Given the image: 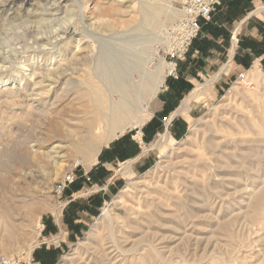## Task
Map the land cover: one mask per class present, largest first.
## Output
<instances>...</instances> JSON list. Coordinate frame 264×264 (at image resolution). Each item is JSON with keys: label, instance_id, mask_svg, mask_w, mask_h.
I'll use <instances>...</instances> for the list:
<instances>
[{"label": "rangeland", "instance_id": "obj_1", "mask_svg": "<svg viewBox=\"0 0 264 264\" xmlns=\"http://www.w3.org/2000/svg\"><path fill=\"white\" fill-rule=\"evenodd\" d=\"M5 1L12 3L3 6ZM180 2L0 0V67L5 68L0 71V256L25 264L36 246L60 248L62 233L42 238L46 217L58 218L64 208L63 194L57 197L53 186L75 165L89 163L75 146L84 150L95 144L99 150L111 140L106 141L108 127L76 80L93 79L92 60L100 53H120L137 40V33L122 34L137 25L141 8L159 9V26L139 31L156 53L148 69L154 71L159 60L167 65L160 44L180 17ZM246 9L227 26V40L220 41L219 78L208 74L192 86L189 95L197 87L195 94L201 95L189 103L193 112L185 136L173 140L164 126L155 139L162 145L154 141L145 147L156 156L150 170L133 176L127 166H118L124 187L55 264H264V67L245 69L246 86L238 80L243 72L229 59L240 36H251L241 22L255 3ZM172 10L177 16L166 20ZM257 18L253 14L250 21ZM76 44L81 52L74 64ZM52 62L68 70L48 82L42 78ZM126 65L133 67L134 82L143 83L146 71L140 64L131 59ZM16 70H23V81L12 74ZM125 83L132 86L127 78ZM140 84H134L136 91ZM148 94L143 103L151 115L156 96ZM125 132L139 139L138 129ZM257 194L262 207L250 215Z\"/></svg>", "mask_w": 264, "mask_h": 264}, {"label": "crops", "instance_id": "obj_2", "mask_svg": "<svg viewBox=\"0 0 264 264\" xmlns=\"http://www.w3.org/2000/svg\"><path fill=\"white\" fill-rule=\"evenodd\" d=\"M218 1L211 20L207 23L200 21L199 35L192 41L185 59L178 62L176 76L165 78L155 95L149 119L140 128H134L139 130V139L124 132L102 146L93 162L74 168L75 180L62 195L65 203L61 216L46 217L41 227L42 238L62 233L60 248L36 246L25 264H55L63 249L84 234L99 211L124 187L125 178L117 175L118 166H127L133 176L150 170L156 156L147 152L145 147L155 141L164 126H169L173 140L185 136L193 108L189 105L187 116L177 111L197 78L208 74H215V80L219 78L223 67L219 51L223 45L220 41L227 40V26L240 16L243 18L246 8L252 3H255V9L241 22L245 23L246 30H250L251 36H240L238 50L233 47L229 59L243 73L255 64L264 67V0ZM254 13L261 19L250 21ZM232 41L234 46L235 36Z\"/></svg>", "mask_w": 264, "mask_h": 264}, {"label": "bare ground", "instance_id": "obj_3", "mask_svg": "<svg viewBox=\"0 0 264 264\" xmlns=\"http://www.w3.org/2000/svg\"><path fill=\"white\" fill-rule=\"evenodd\" d=\"M11 3L10 2L8 3V1H5V2H3V6H8ZM159 7H161V6H159ZM176 13L177 12L173 11V10L171 12H169L166 16V20H171L172 17H175L174 15L177 16ZM139 14H140V18H139V22L136 23L137 25L133 26L127 32H124L122 34V35H127V37H128L129 34H132V36H136L133 34L137 33V40H135L134 43H133V41H131L132 43L127 42L125 49H123V51L120 53H119V51L112 52V51H108V50H107V52L100 53L98 56V59H95V61H93L94 59L92 60L93 63L95 62L94 63L95 67L93 69H91L93 79L89 77L87 80H84V79L76 80V84H78L79 86H83V88L85 89V91H86L85 93L88 95L92 106L99 111L98 116L102 120V123L104 122L106 124V126L108 127L109 131L107 133L106 141H108L109 138L112 139V138L117 137L118 135L124 133L127 130H131L134 128H140L149 119L150 112L147 110V107L143 103L147 99L146 93L148 94V92H152V96H155L157 94V92L162 87L164 80H165V77H166L162 74L161 70L163 69L164 66H167V69L170 68L169 64L161 65L162 61L159 60V65H157L155 68L153 67V69H155V70L150 72V70L148 69V65H153L152 64L153 59H151V58L156 57V53H154V51L149 46L148 39L143 38L142 34H139V31L143 32L144 29H146V28H156L159 26V24H160V22L158 21L159 9L157 10L156 8L155 9L152 8V10L150 9L147 11L146 9L141 8ZM37 23H39V22H37ZM107 25H108L107 26L108 28L112 27L109 24H107ZM36 29H37V27H36ZM133 39H135V37ZM128 40L130 41V39H128ZM150 40L151 39H149V41ZM79 42L80 41H78V43ZM76 45H77L75 47L76 50L73 53L74 55H72V63H74V64H75L74 61L77 59L76 54H79L81 52L80 45L79 44H76ZM3 46H5V45H3ZM52 47H54V46H52ZM43 49H45V48H43ZM50 50H52V49H50ZM131 59H134L135 61H137L138 65L140 64V66L142 67V70L146 71L143 73V78H144L143 83H141V84L139 83L140 87H139L138 91H136L135 85L139 86V84L135 83L133 80V77H132V73L134 72L133 67L129 68L126 65L127 61H130ZM3 70H5V68L3 66L0 67V71H3ZM59 70L67 71L68 69L65 68V65L62 62H60V63H58V62L53 63L52 62L51 64H49V68H48L46 74L43 75L42 79L46 78L49 82L51 80V75H54ZM73 70L74 69H72L70 71H73ZM16 73L17 74H14V73H12V74L16 78H19L20 82L23 81V78H25V76L22 74L23 70H19V71L16 70ZM29 77H30L29 79L32 82H35V80H36V74L35 73H32ZM48 77H50V78L48 79ZM126 78L131 81L132 86L125 83ZM66 83H67V85H70L71 80L68 79L66 81ZM198 89H200V87H197L194 92H192L189 96H187L183 100V102H182L179 110L177 111V113H182L183 115L187 116V113L189 110V103L193 99V96ZM114 94L116 96L115 98H114ZM198 94H199V92H198ZM198 94H195V95L197 96ZM199 95H201V94H199ZM199 99H200V96H197L196 100H199ZM177 113H176V115H177ZM94 121L95 120H93V122ZM98 124L99 123L97 121H95L94 130H97ZM155 144H156L155 146H157V147L162 145L160 143V138L157 139V141H155ZM75 149H76V151H81L83 153V157L85 159L89 158V163L93 162L94 156L97 154V152H99L98 147L95 144L91 145L89 148H85L84 150H82L83 148H80L79 146H75ZM91 153H92V155L90 157H88L89 154H91ZM207 196H208V194H207ZM262 203H263L262 195L261 194L255 195L253 197V202L251 203L250 208H249L250 215H256L259 212V210L261 209ZM103 211H104L103 215H107V210L104 209ZM183 212H185V211H183ZM221 230L225 231L226 226L224 225Z\"/></svg>", "mask_w": 264, "mask_h": 264}, {"label": "built area", "instance_id": "obj_4", "mask_svg": "<svg viewBox=\"0 0 264 264\" xmlns=\"http://www.w3.org/2000/svg\"><path fill=\"white\" fill-rule=\"evenodd\" d=\"M218 0H181L180 17L166 31L160 47L164 55V61L168 60L170 66L166 70L165 78L175 77L178 62L183 61L188 53L192 41L198 37L201 30L200 21L205 23L211 20V14ZM238 80L243 85L249 86L247 74L241 73ZM66 171L53 186V193L59 197L64 190L74 182V168ZM15 257L0 256V264H17Z\"/></svg>", "mask_w": 264, "mask_h": 264}]
</instances>
